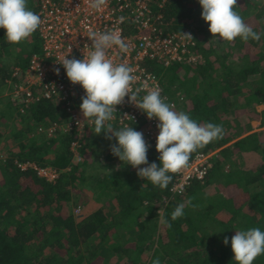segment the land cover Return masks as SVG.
I'll return each mask as SVG.
<instances>
[{
    "label": "trees",
    "instance_id": "16d2710c",
    "mask_svg": "<svg viewBox=\"0 0 264 264\" xmlns=\"http://www.w3.org/2000/svg\"><path fill=\"white\" fill-rule=\"evenodd\" d=\"M38 5L39 0L32 10L36 14ZM235 10L261 35L259 41H211L210 31L194 23L201 15L198 0H169L160 10L169 25L166 29L163 24L165 31L193 27L195 51L203 55L204 63H176L166 68L153 61L147 68L158 75L163 93L176 111L224 129L223 138L201 149L223 148L214 155L207 179L194 181L183 196L171 195L174 176L164 190L139 178L135 169H128L130 165L111 154L110 146H118L115 137L107 140L112 144H104L106 134H95L94 127L80 139L83 161L74 164L70 145L79 139L76 133L50 137L38 132L40 125L63 120L59 106L42 101L22 115L11 101L0 99L2 127H10L6 139L17 142L9 156L0 160V264H96L103 254L109 258L105 264H152L156 258L161 264H235L231 247L235 231H264V188L249 190L252 184L264 181L263 133L244 136L254 120L264 127V110L257 111L258 105L264 106V0H237ZM197 31L205 34V42ZM39 41L37 30L28 40L10 44L6 31L0 29V89H6L13 68L28 66L39 51ZM141 128L134 127L142 133ZM2 136L0 131V139ZM89 140L104 144V158L98 153L94 157ZM241 152L261 155L262 163L255 170L246 169L236 156ZM15 160L70 170L56 183H47L33 170H21ZM148 162L160 164L155 147L148 149ZM84 190H91L97 203L114 201L117 207L109 214L101 207L90 217L76 220L73 205ZM182 202L184 215L172 221L171 212ZM159 211L171 227L159 221ZM142 216L144 221H140ZM120 229L131 232L130 247L116 239ZM254 264H264V255Z\"/></svg>",
    "mask_w": 264,
    "mask_h": 264
},
{
    "label": "built area",
    "instance_id": "2783aa9c",
    "mask_svg": "<svg viewBox=\"0 0 264 264\" xmlns=\"http://www.w3.org/2000/svg\"><path fill=\"white\" fill-rule=\"evenodd\" d=\"M168 2L169 0H107V4L100 10H94L89 6V0H39L37 14L42 21L38 28L41 51L31 56L25 69L15 67L11 70L6 79L8 96L22 115L42 101H51L60 107L63 120L40 125L38 132L50 137L67 131L76 133L79 139L73 140L70 145L74 164L83 161L80 139L85 138L87 131L94 125L84 122L80 111L81 98L85 96L83 88L78 84H71L65 69L57 63L67 55L68 59H83L84 46L87 44L91 47L92 43L87 37L90 31H117L128 45V51L121 53L117 48L109 49V57L115 63L126 62L135 68L134 74L138 79L133 87L146 85L149 89L159 88L161 96L166 97L168 102L158 75L147 68V63L155 61L166 68L176 63L190 66L204 63L203 55L195 51L197 39L191 28L180 31H165L163 28V24L166 29L169 25L165 23L164 14L160 10L165 9ZM120 17H124L123 22H120ZM182 32L190 33L193 39L183 38ZM55 68H59V75L55 73ZM144 94L142 92L140 95ZM124 114L129 118L121 120L120 116L123 117ZM77 121L81 124L78 125ZM111 123L117 129L125 125L141 126L145 142L150 145L149 149L156 148L159 121L149 120L145 113L129 103L128 97L122 105L117 106L116 118ZM215 154L212 151L194 154L189 166L174 175L170 188L172 197L183 196L194 181L204 183L213 167ZM7 157L5 153L0 154V160ZM15 162L21 170H33L47 183H56L64 171L70 170L39 166L32 161Z\"/></svg>",
    "mask_w": 264,
    "mask_h": 264
},
{
    "label": "clouds",
    "instance_id": "9594fccd",
    "mask_svg": "<svg viewBox=\"0 0 264 264\" xmlns=\"http://www.w3.org/2000/svg\"><path fill=\"white\" fill-rule=\"evenodd\" d=\"M198 3L203 9L202 19L209 25L214 38L218 37L228 43L237 38L245 42L261 39V35L235 10L237 0H198ZM106 4L107 0H89V6L94 10H100ZM119 19L123 22L124 17ZM41 23V17L28 8L27 0H0V29L6 31L8 43L15 45L28 40ZM182 36L193 39L190 33L182 32ZM87 37L92 43L91 47L87 44L84 46L83 59H68L67 55L57 63L65 69L71 84L80 85L85 92L80 105L84 122L93 124L97 135L103 132L108 140L115 137L118 146H110L111 154L124 165L137 169L139 178L161 190L167 189L173 176L189 166L193 153L223 138L222 125L212 122L201 124L187 113L176 111L175 105L166 102V97L161 96L159 88L149 89L146 85L133 87L138 79L134 74L135 68L126 62L115 63L108 55V50L113 48L119 49L121 53L128 51V45L117 31H90ZM54 71L59 75V68ZM142 92L145 93L143 96L140 95ZM126 97L149 120L159 121L156 143L159 166L155 162L149 164L150 145L145 142L141 132L127 125L115 130L111 123L116 118L117 106L122 105ZM120 118L123 120L129 116L124 114ZM77 123L81 124L80 121ZM184 209V203L178 204L171 212V220L182 217ZM158 215L162 224L171 227L160 212ZM223 243H229L227 237ZM231 247L235 264H254L259 256L264 255V231L260 228L236 230L231 239ZM152 264H161V261L156 258Z\"/></svg>",
    "mask_w": 264,
    "mask_h": 264
},
{
    "label": "rangeland",
    "instance_id": "374dc122",
    "mask_svg": "<svg viewBox=\"0 0 264 264\" xmlns=\"http://www.w3.org/2000/svg\"><path fill=\"white\" fill-rule=\"evenodd\" d=\"M36 3H37V0H27V6L31 9V10H34V8H35V6H36ZM199 13L201 14V15H199L196 19H195V22L194 23H196L197 25H201V26H203V27H206V31H208L209 30V25H206L205 23H204V20L202 19V11H203V9H202V7H201V5L199 4ZM193 26H195L196 27V25H193ZM191 28H193V27H191ZM197 34H198V37H199V39L200 40H202L203 42H205V40H204V37H205V34H203L201 31H197ZM206 34H207V32H206ZM208 36L210 37V39H211V37H212V39H211V41H214L215 43H218L219 42V38L217 37V38H214L213 36H212V34L210 33V35L208 34ZM213 43V42H212ZM206 44H209V42H206ZM38 46H39V51L38 52H40L41 51V42L39 41V43H38ZM11 72V71H10ZM10 75V74H9ZM8 89V87H7V85H6V89H0V99H7L8 100V98H7V96H6V94H7V92H5L4 90H7ZM5 94V95H4ZM2 96H4L3 98H1ZM6 100V101H7ZM5 101V102H6ZM0 109H1V107H0ZM264 110V106L263 105H258L257 106V111L258 112H261V111H263ZM260 121L259 120H254V121H252V123H251V128H250V133H263V136L260 138L261 139V141H262V143L264 142V127H262V126H260ZM9 129H10V127H2V124H1V121H0V131L3 133V136L1 137V139H0V154H6V155H8L9 156V151H12L13 149H15V147H17V142H15V141H13V138H11L10 139V141H7V139H6V137L7 136H10V133H9ZM96 147H91V149H95ZM97 149H98V154L100 155V153H101V149L100 148H98L97 147ZM107 151V150H106ZM105 151V152H106ZM240 158L238 159V162L239 163H241L242 164V161L243 162H245V164H246V167L248 168V169H254L255 167H256V165L257 164H259L260 162H261V159H262V157H261V155H257L256 153H251V152H243V153H241L240 155ZM264 188V181H262V182H260V183H258V184H255V186L254 187H252L251 188V190L254 192V191H259V189H263ZM91 194H89V193H87L86 192V195H83V192H81V193H79V195L78 196H76V203H75V205H77V207L75 206V205H73V208L74 209H76V208H80L79 209V212H76V210H75V216H76V220H78V221H80L81 219H83L84 218V216L86 215V208L89 206L87 203H88V201L90 200V196ZM87 197H89V199L86 201V198ZM184 200V198L183 199H181V201H183ZM89 203H90V201H89ZM99 204H101V203H99ZM157 205V204H156ZM98 207V206H97ZM117 206L115 205V203H111L110 205H109V207H108V209H106L105 207H104V209H106V211H107V214H109V210L111 209V211H112V209H115ZM99 208V207H98ZM101 208V207H100ZM105 211V212H106ZM160 212V211H159ZM159 212H157L158 214H159ZM160 214H162V213H160ZM110 217V216H109ZM145 220V217L144 216H142L141 218H140V221H144ZM160 221V220H159ZM125 231V229H123V230H119L117 233H116V239L121 243V244H127L126 242H123L124 240H129L130 241V238H132L131 237V232H124ZM163 235H164V233H162V237H163ZM155 238H157V235L155 236ZM122 240V241H121ZM132 242V241H131ZM145 244H147V243H145ZM100 258L99 259H97V262H96V264H98V263H100V264H105V262H106V260H109V258H108V256L107 255H105V254H103V255H100L99 256ZM115 261H117L118 262V258H115L114 259ZM79 264H87L86 263V261L85 262H81V263H79ZM111 264H114V263H111ZM115 264H117V263H115ZM119 264H122V262L121 263H119Z\"/></svg>",
    "mask_w": 264,
    "mask_h": 264
},
{
    "label": "crops",
    "instance_id": "0c3cea01",
    "mask_svg": "<svg viewBox=\"0 0 264 264\" xmlns=\"http://www.w3.org/2000/svg\"><path fill=\"white\" fill-rule=\"evenodd\" d=\"M23 69V68H22ZM7 85V84H6ZM7 87H8V85H7ZM180 88V87H179ZM5 92H7V94H6V96H7V98H8V101L7 102H9L10 101V97L8 96V93H9V87H8V89L7 90H4ZM180 93H181V90H179L178 92H177V94L178 95H180ZM5 95V94H4ZM4 96H2L1 98H3ZM11 103V102H10ZM30 112V111H29ZM135 127H137V126H135ZM119 130V129H118ZM250 131V130H249ZM249 134H252V133H250V132H248L247 134H245L244 136H246V135H249ZM243 136V137H244ZM101 137V136H100ZM103 138V137H102ZM105 140H106V142L104 143V144H108V145H110V144H112V142L111 141H107L108 139H106L105 138ZM90 141V140H89ZM111 142V143H110ZM233 142H235V140H233L231 143H229V144H227L226 146H228V145H230V144H232ZM103 143H93L92 141H90V147H96L95 149H91L92 151H93V153H94V157H96L98 154V149H97V147L98 148H100L101 149V147L104 145ZM223 148L221 147V148H218V149H215V150H209V151H207V152H210V151H212V152H214V153H217L218 151H220V150H222ZM102 150V149H101ZM10 152V151H9ZM198 152H206V151H201V150H199ZM197 152V153H198ZM241 153H243V152H241ZM240 153V154H241ZM251 153H255V152H251ZM9 154V153H8ZM194 154H196V153H193V155H192V157L194 156ZM240 154H237L236 156L238 157V158H240ZM257 155H259V154H257ZM8 156V155H7ZM100 158H104L105 157V154H103L102 152L100 153ZM235 156V157H236ZM262 157V156H261ZM262 163V159H261V162L259 163V164H261ZM258 165V164H257ZM256 165V166H257ZM131 166H128L127 168L129 169ZM244 167L246 168V169H248L247 167H246V164H245V162H244ZM134 169V168H133ZM136 171H138L137 169H135ZM249 170H255V168L254 169H249ZM135 174H137V173H135ZM258 183H260V182H257V183H255V184H258ZM255 184H252L250 187H249V190H250V192L252 193L253 191L251 190V188L252 187H254L255 186ZM232 190H235V189H232ZM260 190H263V189H259V191ZM83 192V195H86V192L87 193H89V194H91L90 196V203H89V201H88V207L86 208L87 210L85 211L86 212V215L84 216V218H88V217H90L96 210H98L100 207H102V208H106V209H108V207H109V205L113 202L114 203V201H111V202H106V204L105 205H103L102 203L101 204H99V203H97V201L95 200V197H94V195H93V192L91 191V190H84V191H82ZM231 193H233L234 191H230ZM226 195H227V192L225 193ZM89 199V197H87L86 198V201ZM185 200V199H184ZM181 201V200H180ZM179 201V202H180ZM165 202V201H164ZM183 203V202H182ZM156 205V204H155ZM99 208H98V207ZM77 209H80L79 207L77 208ZM106 209H104L105 211H106ZM122 241V240H121ZM123 242H126V243H128L129 242V240H124ZM129 243H131V242H129ZM129 247H130V244H127Z\"/></svg>",
    "mask_w": 264,
    "mask_h": 264
}]
</instances>
